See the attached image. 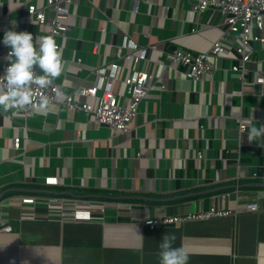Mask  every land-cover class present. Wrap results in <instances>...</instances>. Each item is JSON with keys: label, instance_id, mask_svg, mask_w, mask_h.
I'll list each match as a JSON object with an SVG mask.
<instances>
[{"label": "crops", "instance_id": "0c3cea01", "mask_svg": "<svg viewBox=\"0 0 264 264\" xmlns=\"http://www.w3.org/2000/svg\"><path fill=\"white\" fill-rule=\"evenodd\" d=\"M195 1L67 3L63 21L69 29L65 37L54 36L67 63L53 81L77 102L95 103L76 89L94 83L98 65L115 61L113 87L125 104L122 80L131 61L123 57L128 49L121 41L127 35L138 45H155L136 65L152 83L131 128L115 134L60 101L41 103L27 116L0 110V264H159L164 232L176 234L187 264H264V136L248 137L264 124V93L250 70L244 80L231 71L237 53L230 40L214 57L212 74L197 80L164 59L174 49L207 50L219 37L223 16L217 12L209 22V10L196 11ZM29 2L44 0H0V36L11 27L36 39L47 34L26 14ZM253 44L264 70V42ZM6 50L0 43V66ZM48 175L57 182L45 185ZM250 180L260 184L245 186ZM21 193L38 194L34 216L18 199ZM47 194L111 202L90 220H62L55 204L47 215ZM211 206L228 212L198 215ZM172 215L188 216L144 223Z\"/></svg>", "mask_w": 264, "mask_h": 264}, {"label": "built area", "instance_id": "2783aa9c", "mask_svg": "<svg viewBox=\"0 0 264 264\" xmlns=\"http://www.w3.org/2000/svg\"><path fill=\"white\" fill-rule=\"evenodd\" d=\"M70 0H44L42 5H36L29 2L26 4V14L32 15L38 24L45 28L47 34L53 36H66L69 26L64 23L63 18L68 15L67 3ZM196 11L204 9L209 10L208 21L212 16L219 12L223 16L221 33L209 46L207 50L192 52L186 49H174L164 56L169 66L175 67L176 64L184 66L183 73L185 76L197 80L204 74H212L214 66V57L223 53L224 41L230 40L237 53L236 60L231 63L230 69L235 72L241 80H244L246 72L251 71L253 81L260 85V92L264 93V70L262 69L261 60L254 56V44L256 40L263 44L264 42V0H196L193 3ZM50 9L51 15H46L45 10ZM256 30V33H253ZM58 44V43H57ZM96 43L94 47H96ZM59 46V44H58ZM121 47L128 50L124 58L131 61V68L122 82L127 93V102L124 104L120 96L116 93L113 82L116 78L115 71L117 62L110 61L107 64H100L93 72L95 74L94 83L90 86H80L76 92L85 96L95 97V103L77 102L72 94L63 90L61 85L51 81L46 87L41 88L39 85H33L32 100L29 104L17 108L24 115H30L35 108L41 103H50L60 101L70 108H80L86 114L88 121H95L107 125L112 134L129 130L131 120L137 113V104L145 96L152 83V75L144 67H136L138 62L146 58L148 48L155 47L154 44L138 45L131 36L124 35L121 41ZM7 51V50H6ZM6 53V52H5ZM162 64V60H159ZM7 63L3 60L0 70ZM251 65V68L248 64ZM0 76V82H2ZM63 93L57 96V90ZM238 131L243 132L244 123L239 120ZM240 134V133H239ZM243 135H239V137ZM240 137V138H242ZM18 137L13 138L14 147L18 146ZM200 155V152H197ZM57 177L52 175L45 176L43 183L45 185L54 184ZM18 199L22 204H28L31 208V215L34 216L33 210L38 194H18ZM43 197L48 202L47 215L53 213L52 204L57 205L56 211L59 219L72 220H90L97 211H103L111 201L106 199L82 198L74 195L47 194ZM247 206L255 208L256 202L248 201ZM227 210L217 209L211 206L208 210L200 212L199 216H208L211 214L227 213ZM179 215L165 217L144 218L145 224H156L162 221L178 220L182 217Z\"/></svg>", "mask_w": 264, "mask_h": 264}, {"label": "clouds", "instance_id": "9594fccd", "mask_svg": "<svg viewBox=\"0 0 264 264\" xmlns=\"http://www.w3.org/2000/svg\"><path fill=\"white\" fill-rule=\"evenodd\" d=\"M0 43L7 46L0 82V110L27 105L32 100L33 85L41 88L65 70L66 60L62 58L59 46L51 34H42L38 39L28 30L14 27L4 30ZM63 95L60 89L57 96ZM264 136V124L248 132L250 140ZM176 234L164 232L158 244L159 264H187L189 254L182 245L174 244Z\"/></svg>", "mask_w": 264, "mask_h": 264}, {"label": "trees", "instance_id": "16d2710c", "mask_svg": "<svg viewBox=\"0 0 264 264\" xmlns=\"http://www.w3.org/2000/svg\"><path fill=\"white\" fill-rule=\"evenodd\" d=\"M259 184L260 182L257 180H250V181L245 182V186H257Z\"/></svg>", "mask_w": 264, "mask_h": 264}]
</instances>
